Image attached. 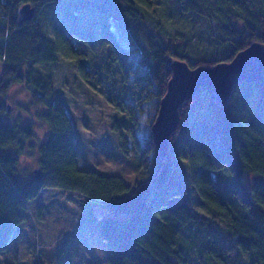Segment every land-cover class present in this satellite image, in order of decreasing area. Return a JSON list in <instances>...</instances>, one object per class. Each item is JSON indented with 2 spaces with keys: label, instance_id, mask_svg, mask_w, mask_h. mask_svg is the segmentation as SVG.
Here are the masks:
<instances>
[{
  "label": "trees",
  "instance_id": "trees-1",
  "mask_svg": "<svg viewBox=\"0 0 264 264\" xmlns=\"http://www.w3.org/2000/svg\"><path fill=\"white\" fill-rule=\"evenodd\" d=\"M25 1L36 12L19 25L17 9ZM154 5L175 24L204 19L205 38L168 28ZM51 7L67 23L48 31L49 19L42 17ZM85 9L90 23H82ZM98 37L111 50L103 64L93 55ZM254 41L264 42V0H0V253L26 220V202L42 187H59L82 197L87 221L108 244V264H264V99L256 86L236 83L223 105L200 88L180 107L168 158L160 156L151 130L171 77L169 57L212 66ZM62 58L73 60L94 87L104 84L117 108L143 121V135L119 133V145L131 140L147 170L132 184L78 166L73 122L54 76L35 66ZM117 69L132 85L129 99L115 93ZM18 83L29 90L31 104L43 106L38 115L51 128L39 148V183L20 165L34 124L6 117L7 92ZM177 156L188 161L191 185L212 216L194 210Z\"/></svg>",
  "mask_w": 264,
  "mask_h": 264
},
{
  "label": "rangeland",
  "instance_id": "rangeland-1",
  "mask_svg": "<svg viewBox=\"0 0 264 264\" xmlns=\"http://www.w3.org/2000/svg\"><path fill=\"white\" fill-rule=\"evenodd\" d=\"M170 29L205 38L206 22L202 18L191 21L187 25L175 24L167 20L168 14L154 5ZM50 11V12H49ZM49 14L47 30L54 26H65L67 19L60 17L54 8L47 9ZM84 21L90 23L92 17L84 10ZM122 38L126 40L125 30L116 25ZM202 33V34H201ZM97 38L94 56L98 63H105L104 58L110 54V47L100 44ZM104 48V49H103ZM104 60V61H103ZM3 63L0 60V76ZM42 73H52L56 94L65 102L67 112L74 127V147L77 153L78 166L83 169L95 170L105 174H119L128 184L146 174L139 165V153L128 140L125 148L119 145V133L130 136V131L143 135L145 127L141 118L133 119L125 110L117 108L107 98L108 92L104 84L94 87L79 73L76 63L62 58L55 63H38L35 65ZM104 68L107 64H104ZM88 70V69H85ZM115 93L119 98L129 99L133 95L132 85L123 83L117 69ZM90 81L93 76L89 74ZM101 88L103 91H99ZM6 104L10 106L8 120L32 122L35 137L29 141L25 153L20 157V165L34 178V169L39 166L41 153L40 144L48 139L51 128L39 117L42 105L31 104L29 90L24 84L18 83L7 92ZM206 100L202 96L200 107L205 111ZM193 115V114H192ZM4 150H11L9 147ZM178 157V156H177ZM178 157L177 167L188 183L190 199L195 211L212 216L209 209L201 205L198 194L190 182L189 164ZM252 175L246 179L251 183ZM78 194V195H77ZM27 218L15 230L10 245L0 253V264H108L106 257L108 244L99 233L95 224L87 221V213L79 193L66 191L59 187H42L38 195L26 202ZM221 228L226 224L218 221ZM246 260L247 256H244Z\"/></svg>",
  "mask_w": 264,
  "mask_h": 264
},
{
  "label": "water",
  "instance_id": "water-1",
  "mask_svg": "<svg viewBox=\"0 0 264 264\" xmlns=\"http://www.w3.org/2000/svg\"><path fill=\"white\" fill-rule=\"evenodd\" d=\"M35 12L36 7L32 2H23L17 9L18 24L30 20ZM166 65L171 77L151 126L154 146L163 158L170 157V139L179 125L180 107L185 101L193 99L200 88L208 91L213 102L223 105L230 100L236 83L249 81L256 86L264 99L263 41H254L238 51L231 60L219 61L212 66L192 67L186 60L174 57H169ZM42 178V168L36 167L35 182L39 183Z\"/></svg>",
  "mask_w": 264,
  "mask_h": 264
}]
</instances>
